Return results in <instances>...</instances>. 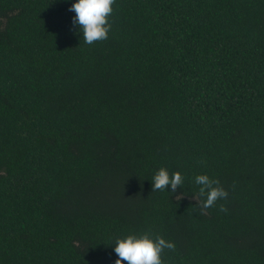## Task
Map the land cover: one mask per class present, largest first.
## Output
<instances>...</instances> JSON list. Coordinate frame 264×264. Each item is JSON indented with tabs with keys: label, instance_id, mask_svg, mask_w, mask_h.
Returning <instances> with one entry per match:
<instances>
[{
	"label": "trees",
	"instance_id": "16d2710c",
	"mask_svg": "<svg viewBox=\"0 0 264 264\" xmlns=\"http://www.w3.org/2000/svg\"><path fill=\"white\" fill-rule=\"evenodd\" d=\"M74 2L0 0V264H264V0H115L91 45Z\"/></svg>",
	"mask_w": 264,
	"mask_h": 264
},
{
	"label": "clouds",
	"instance_id": "9594fccd",
	"mask_svg": "<svg viewBox=\"0 0 264 264\" xmlns=\"http://www.w3.org/2000/svg\"><path fill=\"white\" fill-rule=\"evenodd\" d=\"M115 0H75L69 11L74 12L72 24L74 30L82 33L86 44L108 38L111 30L109 16L113 12ZM152 191L169 190L175 192L183 186L184 177L180 172L169 174L166 168H160L152 180ZM195 183L199 185V195L204 197L203 207H211L218 199L227 198L228 193L219 186V181L206 174L197 175ZM117 255L115 264H163L162 253L165 249H174L175 244L151 232L130 233L115 239L113 244Z\"/></svg>",
	"mask_w": 264,
	"mask_h": 264
}]
</instances>
